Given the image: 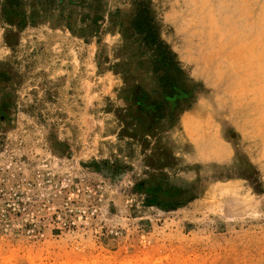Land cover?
<instances>
[{
    "label": "rangeland",
    "instance_id": "1",
    "mask_svg": "<svg viewBox=\"0 0 264 264\" xmlns=\"http://www.w3.org/2000/svg\"><path fill=\"white\" fill-rule=\"evenodd\" d=\"M0 264H264V0H0Z\"/></svg>",
    "mask_w": 264,
    "mask_h": 264
},
{
    "label": "trees",
    "instance_id": "2",
    "mask_svg": "<svg viewBox=\"0 0 264 264\" xmlns=\"http://www.w3.org/2000/svg\"><path fill=\"white\" fill-rule=\"evenodd\" d=\"M83 3V2H82ZM87 7V6H86ZM149 36V35H148Z\"/></svg>",
    "mask_w": 264,
    "mask_h": 264
},
{
    "label": "bare ground",
    "instance_id": "3",
    "mask_svg": "<svg viewBox=\"0 0 264 264\" xmlns=\"http://www.w3.org/2000/svg\"><path fill=\"white\" fill-rule=\"evenodd\" d=\"M202 3V2H201Z\"/></svg>",
    "mask_w": 264,
    "mask_h": 264
}]
</instances>
